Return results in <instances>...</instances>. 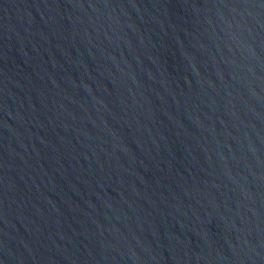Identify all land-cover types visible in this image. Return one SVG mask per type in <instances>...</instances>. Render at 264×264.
Listing matches in <instances>:
<instances>
[{
    "label": "water",
    "instance_id": "water-1",
    "mask_svg": "<svg viewBox=\"0 0 264 264\" xmlns=\"http://www.w3.org/2000/svg\"><path fill=\"white\" fill-rule=\"evenodd\" d=\"M0 264H264V0H0Z\"/></svg>",
    "mask_w": 264,
    "mask_h": 264
}]
</instances>
